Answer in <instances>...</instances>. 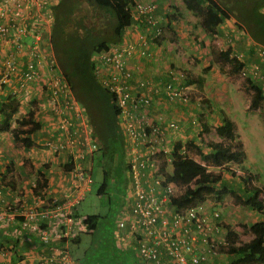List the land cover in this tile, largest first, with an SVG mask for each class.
<instances>
[{
    "label": "crops",
    "instance_id": "crops-1",
    "mask_svg": "<svg viewBox=\"0 0 264 264\" xmlns=\"http://www.w3.org/2000/svg\"><path fill=\"white\" fill-rule=\"evenodd\" d=\"M10 1L12 0H0V7L9 6ZM49 1L51 3L48 8L53 15V6L58 0ZM143 1H149L154 5L153 13L163 28V34L158 38H152L150 28L131 21L132 23L124 27V33L119 42L132 43L135 49L142 40L146 42L147 54L142 57L134 52L125 59V66L131 72L129 82L133 92L148 94L152 99L146 115L152 125L160 128L164 137L162 142L168 147L167 144L184 138L185 128L190 127L187 122L188 118L196 113H203V121L210 126L220 124V118L216 117L213 109L217 107L215 103L224 101L221 96L222 85L218 91L215 84L210 83L214 89L210 90L206 86L204 74L200 75L199 72L201 70L213 73L214 79L218 77L216 81L218 85L222 83L219 78L222 73L217 60L220 57L228 59V56L220 53L219 50L224 51L227 48L229 54L235 57L238 55L239 58H236L241 60L247 69L254 63H258L259 66L262 64L256 54L254 43L257 42L253 41L247 32L238 26L233 17H219L215 13L201 14L190 11L185 8L181 0ZM83 2H87L89 6L93 5L90 0ZM262 10L264 11V6ZM14 17L11 9L4 11L3 16H0V22L4 21L10 26L11 33L20 24V18L15 20ZM106 17L109 19L107 14ZM30 18L26 20L31 22ZM53 19L52 17V21L42 27L36 26L38 35L28 29L19 36L24 47L20 48V53L11 48L10 43H0V73L2 71L1 60L7 54L12 55L17 63V68L10 75L9 81L0 89V99L14 95L18 101V108L9 120L8 126L9 128L15 126V118L25 115L28 110L33 112V119L40 123V128L32 135L36 145L30 147L22 146L19 141L13 139L8 128L0 126V264L38 263L41 258L55 254L60 248L66 250L71 264H153L139 258L136 243L127 232V224L124 227H117V220L123 218L126 222L130 212V178L124 158L121 165L113 162L108 167L106 165L108 159L104 162L103 155L99 156L98 150L90 148L91 129L82 106H80L79 117H75L74 111L66 108L64 115L71 118V123L68 125L67 134H64L58 126L62 114L52 110L45 98L44 73L46 70L44 68L39 67L41 76L36 82H25L24 86L19 85V72L25 67L26 52L30 45L35 42L39 43L42 57L51 56L52 60H55L50 42ZM105 20L102 19L101 23L103 24ZM112 43H118V41L110 42L108 46ZM94 54L95 52L92 55ZM54 69L55 73L60 72L56 60ZM94 71L97 81L104 77L105 69L100 60H94ZM180 73L184 76V84L189 94L196 91L203 96L202 99L208 101L207 109L201 103L199 96L191 98L190 106H184L169 102L164 95H158L155 92V87L163 86ZM199 76L204 78L205 88H202L203 84L198 87L195 82H185V79H197ZM254 78L257 82H264L258 77ZM197 101H199V107L196 109L194 104ZM64 106L66 107V104ZM217 109L220 110V108ZM170 121L176 123L175 128L168 127ZM147 122L149 123L148 119ZM187 130L190 131V129ZM196 130H199L198 126ZM57 139H62L60 141L64 140L65 143L60 150L54 151L45 143L46 141L55 143ZM190 139L193 138L190 136ZM127 145L126 138L123 137L124 155L128 152ZM69 161H72L74 167L65 170L63 164ZM93 162L101 170L106 168L111 183L115 181L110 174L111 170L115 173L121 171L124 176L123 179H117L118 182L113 187L116 191L119 187L115 202L118 207L115 212L111 213L110 219L107 216L105 219L102 218L104 211L81 214L77 208L85 192L90 189ZM77 167L89 168V171L83 169L88 179L83 180L77 177L74 172ZM38 171L45 178V184L35 191L33 180L37 177ZM20 199H24L25 203L29 204L28 206H35L38 212L48 208L59 209L60 212L81 218L86 215H96V223L89 226L85 223L86 227L80 229L75 227V224L70 226L63 216L54 218L38 216L36 222L39 230L26 229L20 225L22 218L16 215L10 218L8 209L5 208L8 204H14ZM164 207L169 214L171 207L166 202H164ZM41 230H44V236L40 234ZM229 261L224 253L218 252V255L204 264H230ZM161 264H169L165 256L162 257Z\"/></svg>",
    "mask_w": 264,
    "mask_h": 264
},
{
    "label": "trees",
    "instance_id": "trees-1",
    "mask_svg": "<svg viewBox=\"0 0 264 264\" xmlns=\"http://www.w3.org/2000/svg\"><path fill=\"white\" fill-rule=\"evenodd\" d=\"M89 1V0H87ZM130 0H90L93 6L99 9L102 16L107 14L105 22L96 26L93 23L87 25L83 20L70 19L71 12L77 4V0H58L53 6V24L50 32V42L54 52L56 65L67 81L77 103L85 109L91 129L90 144L103 155V161L108 159V167L117 162L121 165L123 158L126 166L130 155L123 154V137L119 125L114 94L107 87L102 86L96 80L92 54L101 49H106L110 42L119 41L124 33V27L132 20L126 4ZM187 10L201 14L215 13L219 17H233L238 26L243 28L250 38L264 46V0H181ZM85 16H83L84 18ZM69 22L71 26H69ZM103 31L104 33H102ZM229 56V49L222 51ZM231 60V72L239 71L243 62L234 55L229 56ZM205 70V69H204ZM251 77L246 76L244 88L249 92V105L255 107L264 99V82H255ZM255 79V78H253ZM256 80V79H255ZM186 83L195 82L201 87L204 78L185 79ZM263 84V86H261ZM246 93V94H247ZM201 103L209 107L207 100L202 99ZM18 108V101L14 95H8L0 99V126L8 128L15 141H19L24 147L36 145L33 133L40 128V123L33 119V112L28 110L20 118H15L16 125L9 128V120ZM221 122L218 126L212 127L201 120L197 115V121L188 118V124L199 127L197 138L204 146L194 144L193 140L185 141L184 144L176 141L171 146L170 161H161L158 167L162 173L165 183H172L179 192L168 196V205L176 210L198 203L219 204L227 195L232 196L236 203L252 208L262 217L255 220L247 227L240 225L242 233L248 235L247 239H241L239 232L230 228V225L222 217L219 223L225 231L226 250L224 254L229 258L230 264H262L264 263V185L258 191L250 183V176L243 172L237 173L227 167L228 164L240 165L246 156L241 142L235 140V125L227 118L221 110ZM57 123V122H56ZM150 131L147 129L146 132ZM212 131L216 140L209 141L204 137L205 133ZM57 139L56 144L65 143ZM237 141V142H235ZM48 147L49 143L45 142ZM63 146L57 148L60 150ZM193 147L198 160L188 157L181 152L184 147ZM140 146H138L139 148ZM92 149V150H93ZM56 151V150H54ZM208 166L220 167L227 170L230 176H236V184L229 178L227 181L222 176V171L208 170ZM224 166V167H223ZM74 167L72 161L65 162L63 168L68 170ZM83 168V167H81ZM241 168V167H240ZM89 171V168H83ZM244 169V168H243ZM102 180L97 188V193H102L106 188L108 172L104 167ZM84 174H86L84 170ZM35 191L45 184V178L38 171L37 177L33 180ZM37 187V188H35ZM22 202L28 207L24 199ZM12 205L13 204H8ZM8 205L5 206L8 209ZM220 215V212H219ZM96 215H86L82 221L87 225L96 223ZM22 218V215H20ZM239 227V226H238ZM27 229V228H26Z\"/></svg>",
    "mask_w": 264,
    "mask_h": 264
},
{
    "label": "built area",
    "instance_id": "built-area-1",
    "mask_svg": "<svg viewBox=\"0 0 264 264\" xmlns=\"http://www.w3.org/2000/svg\"><path fill=\"white\" fill-rule=\"evenodd\" d=\"M50 3L49 0H12L9 6L0 7V16H3L4 11L11 9L13 17L16 16L14 19L20 18V24L13 33L10 26L4 21L0 22V43L8 42L11 48L20 53V48L24 47L19 36L28 29L38 35L36 26L42 27L52 21L53 15L48 8ZM126 7L132 22L136 21L140 26L152 30V38H158L163 34V28L153 13L152 3L132 0L126 4ZM27 18L32 21L28 22ZM254 45L262 67L254 63L249 69L241 66L239 72L264 81V46L259 43ZM134 52L142 57L147 54L145 40H142L136 49L132 43H112L106 49H101L91 56L93 62L95 59L100 60L104 65L105 74L100 78V82L114 94V103L119 110V125L125 132L129 145L127 151L131 156L127 166L131 190L129 221L118 219L117 227H124L127 224V232L136 243L137 254L145 262L161 264L162 257L165 256L169 264H204L218 255V252L224 253L226 250L225 231L219 224L222 219L219 211H206L204 209L206 203L202 202L177 210L168 205L171 210L167 214L164 202L168 204V196L178 193L179 188L170 182L165 183L162 173L158 170L159 162L170 161L171 151L162 142L164 137L160 128L152 125L146 115L152 99L148 94L133 92L131 88L129 82L131 72L125 66V59ZM26 53L25 67L19 72V85L36 82L41 76L39 67L44 68L45 98L52 110L62 114L58 126L63 132H67L71 118L64 113L67 109H71L75 117H79L80 106L72 96L71 89L61 73L54 72V60L51 56L42 57L39 43L30 45ZM236 57L239 58L238 55ZM1 67L0 89L9 81L10 75L17 68V63L12 55L7 54L1 60ZM155 92L164 95L169 102L188 105L191 101L181 73L163 86L155 87ZM175 124L170 121L168 127L175 128ZM149 128L150 131L147 133L146 130ZM48 143L53 150L63 146ZM93 146L90 144V148L93 149ZM74 172L80 179H88L83 168L77 167ZM8 215L10 218L14 215H22L20 225L30 230H39L36 222L38 216L44 218L63 216L70 226L75 224V227L80 229L86 227L81 217L60 212L59 209L46 208L38 212L35 206L27 207L22 202L14 203L13 206L8 205ZM40 234L44 236V230H41ZM34 264H71V261L66 250L60 248L55 254L45 256Z\"/></svg>",
    "mask_w": 264,
    "mask_h": 264
},
{
    "label": "rangeland",
    "instance_id": "rangeland-1",
    "mask_svg": "<svg viewBox=\"0 0 264 264\" xmlns=\"http://www.w3.org/2000/svg\"><path fill=\"white\" fill-rule=\"evenodd\" d=\"M83 1L86 0H77L75 8L71 12L70 19L76 20L77 18H80L87 25H89V23H93L94 25L100 26V28H102L103 26H101L100 24L102 22V19L105 20L106 14L102 13L101 16L97 7L93 5L89 6L87 5V2ZM83 16L85 17L83 18ZM69 26L72 27L70 22ZM101 32L104 33L103 31ZM219 52L222 53V51L220 50ZM229 56L231 57V54H229ZM229 56L228 59L226 57H220L219 60H217V65L220 69V72L222 73L219 77L222 82L220 85H218V82H216L218 80V77H216V79L213 78V73L210 74L206 73L207 71L203 72L201 70H199V72L200 75L204 74L206 86L210 90H214L210 86V83H214L218 88V91L220 90L222 85L223 92L221 96L222 98H224V101L215 103L217 107L215 106L213 112L216 113V117L221 118L222 115L217 108H220V110L222 109V113L234 123L235 131L237 134L235 140L241 142L242 148L246 153V156L240 165L231 163L228 164L227 167H229V169L235 173H237L238 171L239 173L242 171L246 172L251 177L250 184L258 189V191H260V187L264 185V99L260 101L255 107H251L249 105L250 91L247 93L246 89L244 88L246 83V76L242 75L239 71L231 72V60L229 59ZM252 80L256 82L255 79ZM202 88H205L204 84ZM192 92L193 94H190V98L199 96L201 97L200 101H202V95L198 94V92L196 91ZM72 96L74 97V95ZM197 115H201V120H204L203 113H196L191 118L197 121ZM220 122L221 120L219 121V123ZM192 127H195V129H191ZM196 127L197 126L190 125L189 128H185L183 133V135L185 136L180 140V143L184 144L185 141H188L186 139L190 140L191 136L193 138L191 140L194 141V144H191V146L199 145L203 148L204 146L199 142V139L197 138L198 130H196ZM120 129L122 132V137H125V132L123 131L121 126ZM187 129H190V131H188ZM64 134H67V132H64ZM189 134L190 136H188ZM204 137L207 140H216L215 133H213L212 131L205 133ZM172 144L173 142L167 144L170 151ZM126 147L128 149L129 145H127ZM156 147L159 146L156 145ZM183 152L188 157H192L195 160H198L196 154L194 153L193 147L185 146ZM158 158L160 159V157ZM92 165L93 170L91 173L92 181L90 182V189L89 191L85 192L84 197L79 201L77 208L79 210V213L81 212V214L94 212L102 213L104 211V216L102 215V218L105 219L107 216L110 219L111 213L115 212L118 207L117 203L115 202L117 201V191H119V187L117 188V191L114 190L113 187L117 184V179H123L124 176L122 175L121 171H116L115 173L114 170H111L110 174L112 175V179L114 178L115 181L111 183L110 178H107L105 191L99 195L97 194L96 190L100 184V181L102 180V171L100 167H97L95 162H93ZM240 169H242V171ZM208 170L214 172L222 171L221 174L226 178L227 181L230 178L236 184L235 181H237V177H231L227 170H223V168L214 166H208ZM204 209L208 212H211L213 210L219 211L220 216L223 217L224 221H226L230 225V228L235 229L239 232L242 240L247 239L248 235L246 234V232H241L240 225L247 227L253 221L260 220L262 218L260 214L252 208H248L236 203V201L230 195L225 196L219 202V204L215 205L210 202L204 204Z\"/></svg>",
    "mask_w": 264,
    "mask_h": 264
},
{
    "label": "clouds",
    "instance_id": "clouds-1",
    "mask_svg": "<svg viewBox=\"0 0 264 264\" xmlns=\"http://www.w3.org/2000/svg\"><path fill=\"white\" fill-rule=\"evenodd\" d=\"M129 2H131V1H129ZM128 2V3H129ZM119 42V41H118ZM55 61V60H54ZM99 80V82H100V79H98ZM100 84H101V82H100ZM102 85V84H101ZM103 86V85H102ZM188 92V91H187ZM188 94H189V92H188ZM189 98H190V94H189ZM190 104H188V105H191L192 104V99L190 98ZM182 105V104H181ZM187 106V105H186ZM194 106L196 107V109L198 108V106H199V101H197L195 104H194ZM197 126H198V124H197ZM198 132H199V130H198Z\"/></svg>",
    "mask_w": 264,
    "mask_h": 264
}]
</instances>
